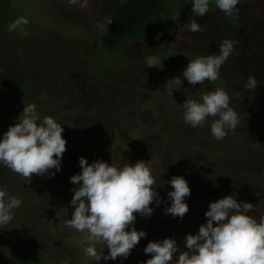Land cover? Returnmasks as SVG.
<instances>
[{"label":"rangeland","instance_id":"rangeland-1","mask_svg":"<svg viewBox=\"0 0 264 264\" xmlns=\"http://www.w3.org/2000/svg\"><path fill=\"white\" fill-rule=\"evenodd\" d=\"M118 1L86 0L82 8L85 0L76 5L69 0H0V138L24 105H35L41 119L52 116L62 125L66 140L60 170H49L54 176L34 174L27 183L0 163V190L22 201L12 210L13 219L0 226V264L31 248L40 253L37 264H88L77 243L80 234L59 225L74 211L72 189L79 185L70 177L81 171V156L90 164L100 159L118 167L145 161L161 200L152 202L150 216L136 214L134 226L146 237L127 258L89 264H145L148 242L164 238H174L186 250L184 239L206 223L210 202L227 195L252 203L249 214L257 222L264 214V0H239L231 15L209 0L203 17L192 13L193 0H168L171 24L165 40L126 42L107 53L99 35ZM21 16L29 20L27 36L8 31ZM193 21L203 31L190 32ZM224 39L237 43L214 82L189 84L183 76L187 59L178 69L160 63L172 53L192 60L219 55ZM149 55L158 58V67H146ZM250 76L258 81L254 90L244 87ZM217 88L228 93L239 118L220 140L211 134L213 117L203 127H192L182 107L185 100L202 102L205 93ZM174 175L183 176L191 190L183 219L164 212L171 204L168 181Z\"/></svg>","mask_w":264,"mask_h":264},{"label":"clouds","instance_id":"clouds-1","mask_svg":"<svg viewBox=\"0 0 264 264\" xmlns=\"http://www.w3.org/2000/svg\"><path fill=\"white\" fill-rule=\"evenodd\" d=\"M239 0H216L217 7L226 15L238 11ZM78 0H69L76 5ZM80 7H86L81 3ZM209 10V0H193L192 13L203 17ZM111 21H109V24ZM29 20L18 17L8 25V31H19L27 36ZM189 31L199 33L201 26L193 21ZM237 41L224 39L220 44L219 55L198 56L190 60L183 71L189 84L202 85L206 80L214 82L219 78V68L233 52ZM155 55L146 59V67H158ZM258 81L248 77L244 84L247 90H254ZM228 93L217 88L202 96V102L185 100L184 121L192 127H203L208 117H213L211 134L220 140L226 136L225 129L233 130L239 123L237 113L229 106ZM63 127L52 116H38L35 105H24L22 115L0 138V163L23 177L30 183L32 176H54L50 169L57 171L66 151ZM81 171L70 177L79 185L72 189L70 201L74 207L70 219L60 220L61 227H68L80 234L77 241L82 255L90 261L115 260L127 258L131 250L146 237L144 230L135 228L136 214L148 217L152 214L150 206L161 200L156 191L157 181L145 161L121 166L97 159L91 164L83 156L79 158ZM172 190L167 193L170 206L165 214L183 219L189 207L185 197L190 195V187L183 176L174 175L168 181ZM164 183H160L163 186ZM21 199L9 197L7 191L0 190V226L13 219L12 210L18 208ZM254 206L250 202L237 201L227 195L210 202L205 216L206 223L199 226L196 234H187L185 248L174 238L149 241L144 248L150 254L145 264H264V214L259 222L250 215ZM131 226V227H130ZM130 228V230H129ZM99 246V247H98ZM109 249L104 254V247ZM179 250V255L175 254Z\"/></svg>","mask_w":264,"mask_h":264},{"label":"trees","instance_id":"trees-1","mask_svg":"<svg viewBox=\"0 0 264 264\" xmlns=\"http://www.w3.org/2000/svg\"><path fill=\"white\" fill-rule=\"evenodd\" d=\"M167 8L168 0H119L106 17L103 32L99 35L100 47L113 53L126 42L161 43L170 31L171 17ZM185 59L190 61L192 57L172 53L160 63L166 62L171 69H178ZM40 258V253L31 248L15 253L8 263L37 264Z\"/></svg>","mask_w":264,"mask_h":264}]
</instances>
